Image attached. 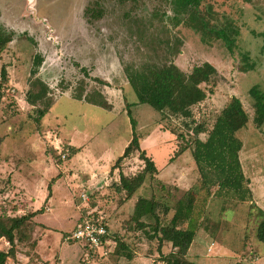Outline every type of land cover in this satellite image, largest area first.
<instances>
[{"label": "rangeland", "instance_id": "374dc122", "mask_svg": "<svg viewBox=\"0 0 264 264\" xmlns=\"http://www.w3.org/2000/svg\"><path fill=\"white\" fill-rule=\"evenodd\" d=\"M31 1L0 0V25L13 33V40L0 49V68L4 66L8 72L0 105V214H18L19 207L27 213L35 201L33 197H38L34 193L26 195L24 178L26 174L37 170L45 173L47 169L33 165L39 157L25 146L28 139L44 142L46 157L54 154L63 160L61 155L66 153L68 159L71 147L63 137L64 132L78 128L95 136L87 145L90 151L86 155L102 156V164L112 159L116 162L123 155L125 142L133 136L126 109L122 111L120 106L122 112L115 113L73 97L99 100L101 90H106L99 79L124 84L127 68L143 62L163 64L173 60L186 73L209 62L217 72L209 82L201 84L207 97L193 106L190 118L167 116L148 103H138L133 87H127L129 99L137 101L131 112L140 145L160 169L149 175L133 196L158 200L157 212L164 224L178 214L182 226L196 220V236L188 252L195 263L264 264V242L257 238L259 208L264 210V124L258 126L254 121L256 100L250 93L255 85L264 92V0H201L198 12L206 19L208 31L212 30L206 36L186 23V13L180 14L182 22L176 23L172 0ZM219 29L230 34V43L214 35ZM177 45L180 52L173 55L172 47ZM36 54L43 56L36 76L49 85V91L38 105H32L26 98L28 92L39 89L34 83L36 77L31 74ZM234 96L242 101L249 115L247 125L237 133L243 142L239 154L244 184L249 189L245 201L235 193H226V188L217 183L206 184L193 157L196 138L193 127L197 123L204 126L199 137L205 140L217 116ZM47 103H53L52 108L39 119L37 110ZM183 146L188 148L175 155ZM47 166L51 167L50 160ZM143 166L139 151L134 150L116 171L132 175ZM13 178L18 181L17 186L12 184ZM35 179L43 182L45 188L50 186L46 178L45 182L42 178ZM97 184L106 189V181ZM86 186H74L72 197L76 200L71 210L54 209L51 220L45 218L52 212L46 217L38 216L39 221L52 227L51 238L40 246L47 250L44 257L38 253L42 230L33 218V228L24 240L16 242V253L6 264H106L107 258L116 259L115 252L111 255L94 252L92 256L90 249L81 243H65L60 239L61 231L72 230L92 209L103 210L110 224L115 214L110 251H115L121 240V227L132 235L139 232L141 236L145 233L153 237L151 226L141 228L132 220L134 209L125 207L118 213L126 194L125 198L116 195L113 186L111 192L109 186L104 192L91 194ZM82 190L89 194L87 202ZM166 206L169 210H165ZM67 214H73L71 222L65 221ZM10 247L5 238L0 239L1 249ZM156 247L158 242L148 250L151 256L156 254ZM152 260L153 264H164L160 262L161 255L152 256Z\"/></svg>", "mask_w": 264, "mask_h": 264}, {"label": "trees", "instance_id": "16d2710c", "mask_svg": "<svg viewBox=\"0 0 264 264\" xmlns=\"http://www.w3.org/2000/svg\"><path fill=\"white\" fill-rule=\"evenodd\" d=\"M200 1L172 0L174 10L177 13L174 19L179 25L182 22L179 15L186 13V23L201 32L203 36H206L208 33H212V30L208 31L206 19L198 12ZM245 1L251 2L252 0ZM214 35L217 38H222L227 43L232 41L230 34L225 29L214 31ZM12 40L13 33L8 32L0 25V49L5 48ZM179 52L180 48L178 45L172 47L171 53L173 55ZM42 63L43 56L36 54L31 74L36 77L34 83L39 86V89L28 92L26 98L32 105H38V102L43 100L49 91V85L36 76ZM216 72L217 69L213 64L205 62L202 65L195 66L190 73H186L173 60H169L163 64L143 62L139 66H129L126 70V76L137 94L138 103H148L167 116L190 118L193 116V106L207 97V92L201 87V84L209 82ZM7 76V69L2 66L0 68V105L4 96L2 90L3 82L7 80ZM99 81L106 83L101 79ZM250 93L256 100L254 121L258 126H261L264 124V92L255 85L250 89ZM99 96L101 97L99 100L87 97L86 99L102 107H111L102 93H99ZM75 98L82 99V96ZM51 104L47 103L45 106L38 108L39 119L48 112ZM134 104L136 103H127L128 115L131 118L134 130L133 137L125 148L123 155L117 159L113 167L119 166V163L124 158L129 157L134 150L139 151V157L144 162L143 168L132 175L120 172V182L117 187L120 190H125L126 198L132 197L147 181L149 175L153 176L158 173L155 161L141 147L139 136L135 131L136 123L132 118L130 109ZM248 121L249 115L242 101L234 96L217 116L213 128L208 132V137L205 140L199 137L200 133L204 132V126L197 123L193 127V132L196 136L193 157L202 171L205 183H217L221 188H226V193H235L242 201L246 200V193L249 189L244 184L245 175L239 154L243 142L237 136V133L247 125ZM187 148L188 146L181 147L176 151L175 155L181 154ZM49 195H51V186H49ZM158 206L159 202L154 197L140 196L136 201L132 220L136 221L141 228L147 225L151 226V231L154 233L153 238L155 237L158 242L159 252H161L164 243L171 244L173 247L172 251L167 254L161 253V260L164 264H197L188 257L189 249L196 236V220L190 221L187 226H182L180 215L178 214L173 216L169 223L164 224L157 212ZM165 210H169L168 206H166ZM43 211L42 208L38 211H29L24 214H0V239L5 238L11 245L8 250L0 248V264H6L8 258L15 255L16 242L27 237V233L33 228V218ZM258 217L260 221L257 227V238L264 242V210L262 208H259ZM144 219L153 220V222H146ZM116 245L117 249L110 251L109 254L112 252L120 253L121 249L126 247L122 241ZM83 247L86 248V246ZM123 253H126L125 256L129 259L132 258V252Z\"/></svg>", "mask_w": 264, "mask_h": 264}, {"label": "crops", "instance_id": "0c3cea01", "mask_svg": "<svg viewBox=\"0 0 264 264\" xmlns=\"http://www.w3.org/2000/svg\"><path fill=\"white\" fill-rule=\"evenodd\" d=\"M105 79H108V78H105ZM107 81L109 83L111 82L110 80H107ZM108 82H106L104 84V87L106 88V90L102 89L101 93H103V95L106 96L108 103L111 105V107H109V108L102 107L98 104L89 102V101H87L86 98L77 99L73 96H71V97L81 101L82 103H90V104L108 109L111 112L117 113V111H121V109L123 108L122 111H124V109H126V111L128 113L127 103H134V102L136 103L137 102L135 100L132 101L133 99H131V100L129 99L127 87L130 86V83H129L128 79L124 84H122L123 82L121 84H117V83L112 84V82H111L110 84H112V85H109ZM54 101H53V103H54ZM124 101H125V104H124ZM53 103L51 104L48 112L51 110ZM136 105H137V103H136ZM120 106H122V108H120ZM132 106H134V105H132ZM132 106H131V110H132ZM48 112H47V114H48ZM130 122H131V120H130ZM45 123L46 122H42V125ZM131 125H132V123H131ZM132 130H133V126H132ZM135 131L136 132L138 131V129L136 130V127H135ZM63 137L67 141L68 145L71 147V154H70L68 159H66V157L62 158V155H61V158L63 160H60L59 158H55L53 156L54 154L53 155L50 154L51 156L48 155L46 157V154H43V152H44L43 149H45L44 142L41 143L42 142L41 140H40V142H38L37 139H35V141L33 139H28V141L26 142L27 144L25 145L31 153H33L34 155L36 154V156L39 157V158H37L38 163L33 164V165L38 167V168H41V169L43 168V170L47 169V171L45 173L43 171L41 172V170H37L36 173L26 174V176L24 178L25 184H23L24 188H26V195L27 194L32 195V193H34L38 196V197H33V199L35 198V201L30 204L31 211H36L40 206L44 210L43 211L44 213L36 216L37 218L34 217V220H36L39 224L38 227L42 230V237H41L39 244H38L39 245L38 253L42 257H44V253L47 250L44 248L41 249L40 246H41V243H44L46 240L51 238L52 234H51V231L49 229L52 227H50L47 223L39 221L38 216L42 217V216H45L48 213L52 212L50 214L49 218H45L47 220L48 219L51 220L52 219L51 216L52 217L55 216V212H56L55 210L57 208L63 207V208L70 209L72 207V203H75L74 200H76L75 198L72 197V192L75 190L74 189L75 185H77V184H79L81 186L87 185L86 189H89L91 194L92 193L97 194V192H95V191L104 192V189H105V187L103 189L104 185L100 186V187L97 186L98 181H101V182L104 181V183L106 181V189L105 190H107V187L110 186V189H109L110 192L113 189V187H115L116 193H117L116 195H123L125 198V194H126L125 190H120L117 187L119 185V182H120L119 179H120L121 170L117 174L118 170L116 171V168H113L117 162V161L116 162L114 161L115 159L110 160V162L107 164H102L103 163L102 156H96V155H90L89 156V155L85 154V152L90 151L89 148H87V145L90 142H92V140L94 139L95 136L93 135V133L89 134L87 132V130L80 131V130H78V128H75L74 130H72L68 133L64 132ZM132 137H131V139H132ZM130 140L125 142V145L123 148L124 151H125V148L127 147V145L129 144ZM52 141H53V143H55L54 140H52ZM141 145H142V143H141ZM142 148H144L143 145H142ZM124 151H123V153H124ZM58 153L60 154L61 152H58ZM66 156H67V154H66ZM49 160L51 162V167L47 166V163H49ZM26 161H28V163H31L30 160H26ZM28 165L30 166V164H28ZM165 165H166V160H165L164 167H165ZM88 168H89V172H87ZM81 169H83V170H81ZM84 170H85V173H84ZM159 171H160V169L158 168V172ZM122 172L125 173L126 175L128 174L127 172H124V171H122ZM86 175H89V177H87ZM35 177L36 178H42V180L44 182H45L44 178H46L47 182L50 181L49 185L51 186V195H49V186L47 188H45V184L43 182H41V183L38 182L35 179ZM47 177H51V179H48ZM78 178H79L80 183L78 182ZM12 184L14 186H17L16 184H18V181L13 178ZM19 184L21 185L22 183H19ZM68 193L70 195H68V197H66L65 194H68ZM83 193L87 194V196L89 195L85 190H82V194ZM58 196H60V197H58ZM56 197H58V198L56 199ZM115 197H118V196H114L113 198H115ZM137 200L138 199H136L135 196H132L130 198H125V200H123L122 205H120L118 213H120L123 210V208H125V207H131L133 210ZM45 202H47V203L44 204ZM84 202H87V200H84ZM32 205H37V206H32ZM38 205H40V206L38 207ZM44 207L46 208V210ZM33 209H35V210H33ZM23 211H24V209L19 207L17 213L18 214H24ZM101 211L103 212L104 218L108 224L110 232L113 234V232H114L113 230L115 229L114 227H116V220H114L115 214L112 215L113 217L111 219V224H110V222H108L107 215L104 214L103 210H101ZM72 215L73 214H69V215L67 214L65 221L71 222L72 219L74 218V217L72 218ZM76 225H77V223L75 224V226ZM75 226L73 227V229L75 228ZM57 230L60 231L61 227H59V228L57 227ZM65 230L66 229H64L63 232L61 231V238L60 239L64 240V241H62V240L61 241L66 243L68 241H66L64 239V236L69 232L68 231L69 229L67 231H65ZM120 233H121V237H120L121 240L120 241H122L126 247H125V249H121L120 253H116V259L111 260V259L107 258L106 264H153L152 261H154V260H152V256H155V255L159 256V255H161V253L167 254L168 252L172 251V249H173V247L171 246L170 243H164V245L161 248V252H159L158 248L156 247V250H157L156 254L151 256V252H149L148 250L153 245H156V243H157V239L155 237L151 238V234H147L148 235L147 236L144 233L141 236L140 234H138L139 232H133L134 234L132 235L131 232H126V229L123 227L120 228ZM112 238H114V236H112ZM137 245H139V246L137 247ZM144 248H146V249L148 248L147 249L148 253H147V251H145L146 249H144ZM190 249H191V247H190ZM190 249H189V252H190ZM123 252H132V258L129 259L128 257L125 256L126 253H123ZM112 253H114V252H112ZM91 254H92V256L94 255V253H91ZM189 254H191V253H189ZM160 262H163V261L160 260ZM198 264H200V263H198Z\"/></svg>", "mask_w": 264, "mask_h": 264}, {"label": "built area", "instance_id": "2783aa9c", "mask_svg": "<svg viewBox=\"0 0 264 264\" xmlns=\"http://www.w3.org/2000/svg\"><path fill=\"white\" fill-rule=\"evenodd\" d=\"M62 157L65 158L66 154H63ZM83 197L86 200L89 199L85 194ZM110 237L111 232L103 212L100 209L94 212L92 209L87 212L86 216L82 217L74 229L64 236V239L81 243L88 247L91 253L97 252V254L107 255L110 252L108 248Z\"/></svg>", "mask_w": 264, "mask_h": 264}, {"label": "bare ground", "instance_id": "6f19581e", "mask_svg": "<svg viewBox=\"0 0 264 264\" xmlns=\"http://www.w3.org/2000/svg\"><path fill=\"white\" fill-rule=\"evenodd\" d=\"M31 1V0H30ZM32 2V1H31Z\"/></svg>", "mask_w": 264, "mask_h": 264}, {"label": "water", "instance_id": "95a60500", "mask_svg": "<svg viewBox=\"0 0 264 264\" xmlns=\"http://www.w3.org/2000/svg\"><path fill=\"white\" fill-rule=\"evenodd\" d=\"M32 2H33V1H32ZM32 2H31V3H32Z\"/></svg>", "mask_w": 264, "mask_h": 264}]
</instances>
